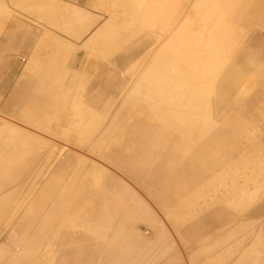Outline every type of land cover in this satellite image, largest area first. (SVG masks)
Segmentation results:
<instances>
[{"label": "rangeland", "instance_id": "1", "mask_svg": "<svg viewBox=\"0 0 264 264\" xmlns=\"http://www.w3.org/2000/svg\"><path fill=\"white\" fill-rule=\"evenodd\" d=\"M2 1L8 2L7 0H0V2ZM77 1L75 3L74 0H18V3H23L22 5L20 4L22 8L19 9L16 8L14 2H9L8 6L0 5V24L3 23L6 16L18 14L13 16V18H16V16L18 17L20 15L25 26L30 29L25 32L23 37L24 40L23 42H20L18 46L22 49H27V47L29 48L32 45V41L34 40L35 27H37L38 33L39 35H42V37L55 35V28L57 26L42 24L39 17L41 13H45L51 17L49 12L52 11V8L54 7H50V5L63 6V8L68 6L77 7L80 6ZM95 2L96 0H90L89 3L87 1V5L82 8L86 11L85 17L87 19L93 18L92 21H94L99 17L102 19L100 20L101 26L105 23L109 24V19H112L110 23L117 21L115 23L116 29L112 35L113 40L106 45V48L104 47L106 51L103 50V45L98 39L91 44L90 41L82 48V53H85L83 57L87 59L85 62L80 61L82 60V58H80L82 54L79 51V48L75 51V54L77 55L75 58H72V56L69 57L68 54H66L64 58H61V55L63 54L57 52V48L54 50L49 49L48 47H51L52 45L47 43H45L46 45H40L39 49L44 51V56L47 58L44 59L43 64H49L48 67H53V65L56 66L55 70H58L61 73V76L59 77L61 82L63 79H70V73L75 69L74 64L80 65L81 63L87 64V62H90V70L95 72V74L90 76V83L87 86L84 95H82L83 97H87L88 92L92 89V85L98 82L104 70L106 71L107 81L111 79L112 83H117V85L115 84L114 87L107 88V99L105 102L98 101L94 98L85 101L90 104L102 105L101 107H96V113L94 111L95 107H88L84 102L77 103L67 100L68 95L77 92L74 87L67 88L65 86L66 91L64 89H59L58 92L53 89V92L49 94L50 96L43 95L41 99L34 100L33 102L35 108L48 106L53 109L50 111L45 110V112L43 110V112L46 113L45 115L37 116L35 118L36 120H31L29 124H25L15 117L21 118V114L26 108H28V104L32 103L28 102L26 98L34 94L37 89H40L39 84L36 86L38 83L37 81L41 82L42 78H44L51 82L49 73L46 71L49 70V68L41 69V64L38 65V63H40V58L37 57V62L34 67L36 68L35 72L38 73V77L37 81L35 79L33 84L37 83L34 86L32 84V86L28 87V95L26 97L22 94L24 101L23 99L19 101L20 93H18L15 103H11V88L20 83L17 81L13 84V80L17 78L20 69L24 67L26 59L16 57L17 63L14 66V69L11 70V80H9L13 85L8 88L6 87L7 91H4L2 84L4 80H6L3 79V75H5L4 72L8 67L7 63L1 61L0 85L1 91H4L5 96L3 98L0 97V142L2 143L4 141V143L0 145V178L5 179L11 172L22 171L24 169V164L27 165V162L31 161L30 159H33V161L35 160L32 156L33 154H25L24 150L28 145L27 142L29 138H31L32 135H36L37 137H33L35 140L52 141L54 145L53 152H55L54 155H56L57 158L56 163L50 167L45 178L49 175L52 176L54 173L63 174V177L65 175V181L68 182L65 191H67L68 194H74L75 196H87L89 200L87 201V198H84V202L88 204L89 202L96 203L97 201H100L95 197L96 193L104 192L108 194L109 197L113 196L114 201L112 200L110 204L106 201H100V203L106 205L108 203L107 206L111 209L110 212H114L111 213L113 217H122L126 220H133L134 222L132 221V224L135 226V229L137 231L142 230V232H138L141 236L145 234L147 237L148 235L150 236L145 255L143 257L142 255L139 256L142 262L145 261L143 264H240L237 262V258H239L240 255L244 257L243 264H264V185L261 188H258L262 185L259 183V179L261 175L264 176V165L262 164L264 163V118L262 119L260 115V112H264V107H259L258 105H253L251 107L250 105H245V102L244 104L242 102L243 100L248 99V97H252L256 94L260 89L259 80H264V78H261L262 75H258V73L253 71L243 75L240 81V86L231 94V99L237 100L238 96H241L242 94L245 95V98L241 96V100H237L238 102L233 106H224L219 109L216 114L214 113L215 120L219 125L221 127H226L224 120L221 117V113L224 108L227 107L230 116L239 123V126L245 128L246 135L241 137L237 135V139H235L236 146L233 145V148L231 146L228 149L230 153L229 156L221 154L225 156L217 164L213 165L211 163V156L217 155L216 152L214 155L211 152V155L209 153L206 154L209 157L207 161L209 165L206 164L205 168L202 170L198 169V173H202V177L210 174L208 179L184 190L181 189V185L176 182L170 184L165 183V177H168L173 172L174 168L172 167V164H176L175 161L165 158L163 155L152 158L151 156L140 154L132 157L129 156V153L125 152L124 155L120 156L121 153L112 149L115 146L113 141L122 143L127 132H134L138 129V121L143 118V124L146 128H152L154 126L163 136L171 135L174 139H177V141L189 146L192 144L191 140H189L192 137L188 136L184 131L185 129L183 126H186L184 125L185 122H182V119H177L175 116L192 115L194 117L197 116L198 118H205L207 113H209L206 110L208 105L203 103V105L197 107L177 106L173 94L170 95L165 91L148 92L147 94H143L138 90L136 91L134 88L136 83H138L140 69L148 66V63L146 62L148 61L147 58L150 54L156 53L159 49L163 48L161 43L163 38H158L163 31L149 32L147 31L148 27H145V33L140 35L139 39H135L133 42H140V47L143 48L144 45H148L152 40L158 38V41H156V43L158 42V45L154 48L151 46L145 56H135V60L132 64L136 66L133 68H117L109 61L108 54L116 48H123L124 45H122L123 42L121 39L126 35L130 25L123 23V19L119 13L120 10L117 9L112 8L110 11L112 12V15L105 11H97V9L94 14L93 9H95ZM237 2L238 0H225V12H222L224 14L223 16L228 17L227 15H229V17H231V15H238V11L243 5L240 3L238 4ZM24 7L33 11L31 18L24 17L20 12L22 9H25ZM234 8L235 13L233 12ZM56 13L57 19H61L62 14L60 12ZM105 15L108 17L105 18ZM87 19L86 21L88 23L85 22L86 27L82 32L84 33L85 39L92 40L96 29L95 27H91V22ZM147 19L149 20V23H151V12L146 17V20ZM237 19L240 18L237 16ZM57 22H59L60 25L65 24L64 21L61 20ZM70 23L76 24L74 22ZM79 23L80 26L84 22L81 20ZM231 26L233 28L236 27V29L234 28V31H237V33L234 32L235 38L233 37L234 40L232 41L235 54L228 53L226 54L227 56L225 55L223 68L218 75V79L222 76L221 73L224 72V69H226V67L233 61L235 55L243 49L244 45L246 50L249 49L251 53L260 55L257 58L258 61L256 63L253 62L256 66L264 64V29L257 27V25H251L250 28H247L244 27L241 22L236 25L232 24ZM164 32H168V30ZM255 32L259 34L258 37L253 36V33ZM65 34L57 35L56 37L60 36L61 38H64ZM229 43H231V41H229ZM260 43H262L263 47ZM96 49H100L101 52L97 54ZM86 55H89L90 57L87 58ZM142 55H144V53ZM128 61L129 60L124 59L123 62L126 63ZM99 63L101 66L98 65ZM96 67H99L97 71H95ZM29 77L31 76H28V78ZM57 83L58 82L55 81L54 85L56 86ZM243 85H245V88ZM1 94L2 92H0V95ZM48 96L51 97V100H48ZM56 97H58L59 100H54ZM8 100L10 101L9 104H7ZM3 105H6L8 109L7 111L3 110ZM243 107L245 114L243 113ZM246 108H250L248 109L249 113ZM99 110H102L104 113V116L101 119L100 117H97V115H100ZM78 112L82 113V116H78ZM84 113H86L87 116L84 117ZM138 114L142 115L141 119L137 117ZM5 122H7L6 124L15 125L27 133L18 132V134H15L18 137L17 140H20V145L18 146L17 144V148L11 142L16 148V150L14 148L12 153H8L9 149H7V146H12V144L9 143V141H6L7 136L9 137L10 135L6 133L8 132L6 128L1 125ZM207 129L210 130L211 127H208ZM225 129L228 130V128ZM2 132H5L6 134H3ZM3 137L6 139L4 140ZM208 141L212 144V135L209 136ZM23 144L24 148L22 147ZM4 145L6 146V150H3L5 149ZM167 153L171 156V153ZM20 154L21 156H19ZM161 154L162 152L159 155ZM23 155H25V157ZM230 156L233 164L230 168L234 169L235 172H238L234 175L236 180L231 185L232 188H229L230 186L228 187L229 179L226 175L219 177V175L214 172V170L221 168V163ZM80 158H84L87 161L85 165H79L82 169L75 165ZM61 162H64L63 167L57 165ZM3 163H7V165H4ZM91 163L96 164L99 167H105L107 171L111 172L116 178L112 181L109 180L112 184L107 185L99 173L88 175L89 171L87 170H90L89 165ZM160 164L162 166L159 168L157 165ZM212 174H216L217 176L214 179H211ZM113 183L116 185L123 183L124 186H127L134 191L137 190L136 192H138L140 198L138 201L139 203H135V201L131 199V196V198L129 196L121 197L120 193L113 191V186H115ZM107 188L110 189L108 190ZM7 189H9V187L4 186L3 184L0 185V217L5 222L3 225H0V231L2 230L0 234L9 226L8 218L18 217L21 214V211L23 212L29 207V205H26V201L19 197L13 202L5 199L8 197L7 195L11 194V192L16 193L19 191L17 186L10 188L9 190ZM229 191L230 194H228ZM139 193H141V195ZM155 194L156 196H154ZM230 199H234L235 201ZM139 206H142V208ZM221 206L233 213L234 216L230 223L227 225L220 224L219 226L209 227L206 228L207 230L204 227L198 234L190 232L189 235H186L183 233L185 228H188L197 220H202L205 217H208L209 214L213 213L214 210ZM226 216L228 217V215ZM146 217H150L151 219ZM54 219L55 221L51 224L52 227L49 232H52L50 234H54L55 238L62 240V231L57 229L60 219H56V217H54ZM149 220L156 224L151 223ZM6 224H8V226L5 227ZM151 226L155 228L154 231ZM144 227L148 228L145 230ZM68 229L75 233H78L79 231L78 228H71V226H68ZM10 231L11 229L8 230V232ZM143 232L144 234L142 235L141 233ZM11 234L15 235V232L13 231ZM114 234L116 233L113 229L108 228L101 243L111 239V236ZM152 234H154L153 237H151ZM7 235H4L3 237H7ZM145 236L143 237L145 238ZM165 244L170 245L166 248ZM101 255L102 252L100 253V256ZM151 255H154V258ZM100 256L98 255V257ZM257 256L260 257L259 260L251 261L253 258L256 259Z\"/></svg>", "mask_w": 264, "mask_h": 264}, {"label": "bare ground", "instance_id": "2", "mask_svg": "<svg viewBox=\"0 0 264 264\" xmlns=\"http://www.w3.org/2000/svg\"><path fill=\"white\" fill-rule=\"evenodd\" d=\"M7 1L8 2H0V5L8 6L9 2H14L17 9L22 8L21 5L23 3H18V0ZM76 1L77 0H74L75 3ZM159 1L96 0L94 5L95 9L93 10L94 14L97 9V11L108 12L110 15H112V12H110L112 8L120 10L119 13L123 19V23L130 25L126 35L121 39L123 42L122 45H124L123 48H116L108 54L109 61L117 68H133L136 66L132 64L135 60L134 57L145 56L151 46L154 48L158 45V42L156 43L158 38H163V41H161L163 48L159 49L156 53L150 54L146 62L148 66L140 69L138 83H136L134 88L136 91H141L143 94L165 91L170 95L173 94L177 106L197 107L203 105V103L208 105L206 110L209 113H207L205 118H198L192 115L175 116L177 119L180 118L182 122H185L184 125L186 126H183L185 129L184 131L188 136L192 137L189 139L192 142L189 146L177 141V139H174L171 135L163 136L154 126L152 128H146L143 124L141 114L137 115V117L140 119L142 118V120L138 121V129L136 131L127 132L122 143L113 141L115 146L112 149L121 153L120 156L124 155L125 152L129 153V156L132 157L140 154L151 156L152 158L163 155L165 158L175 161L176 164H172L173 166L171 165L174 168L173 172L168 177H165L164 182L168 184L176 182L181 185V189L184 190L208 179L210 176L209 174L208 176L202 177V173H198L200 169L202 170L205 168L206 164H208L207 161L209 157L206 155L207 153L210 154L211 152L213 155L215 152L217 153V155L211 156V163L213 165L217 164L225 156L221 154L229 156L230 153L228 149L231 146L233 148V145L236 146V136L239 135L241 137L246 135L245 128L239 126V123L230 116L227 107L224 108L221 113L226 127H221L219 125L215 120L214 113L216 114L217 111L224 106H233L241 100V96L245 98V95L242 94L238 96V101L236 99H231V94L240 86L243 75L253 71L258 73V75H262L261 78H264V64L256 66L253 63L258 61L257 58L260 55L251 53L249 49L246 50L244 45L243 49L235 55L233 61L224 69V72L221 73L222 76L219 79L218 75L222 71L225 55L234 53L232 41L234 40V28L236 29V27L233 28L231 25H236L241 22V24L247 28H250L251 25H257V27L264 29V0H238L237 3L243 6L239 9L238 15H231V17H229V15H227L228 17L223 16L224 14L222 12H225V0ZM77 3L84 5L85 2L81 3V1L78 0ZM50 7H54L52 8L53 10L49 12L51 17L45 13H41L39 16L44 25L50 24L58 27L60 23L57 21L59 20L64 21V23L74 22L76 24H80L79 22L81 20L86 22L87 18L85 14H83V11L77 9L75 6L63 8V6L50 5ZM20 12L26 18H31L33 15L31 9L25 8ZM56 12L62 14L61 19H57ZM150 12L152 16L151 23H149L148 19L146 20ZM233 12L235 13V8ZM237 16L240 19H237ZM104 17L107 18L108 16L105 15ZM87 20H90L91 27H95L96 29L91 41L100 40V43L103 45V50L106 51V45L113 40L112 35L116 29L115 23L117 21L110 23L112 19H109V24L104 22L106 25L104 24L101 26L100 20L102 19L99 17L94 21H92L93 18ZM145 27H148L147 31L149 32L163 31V33L159 35L156 40H152L148 45H144L143 48H141L140 42L134 43L133 41L135 39L138 40L140 35L145 33ZM167 30L168 32H164ZM81 32V30L73 31V33H66L64 36L69 39L74 38L73 35H75L76 39H78L81 44H85L87 41L82 39L83 35ZM235 33H237V31ZM253 34L254 37L259 36L256 32ZM63 41L67 42L69 40L65 39ZM229 41H231V43H229ZM260 45L262 46V43H260ZM100 52V49H96L97 54ZM143 53L144 55H142ZM86 57L89 58L90 56L86 55ZM124 59L129 61L124 63ZM98 68L99 67H96V70ZM70 75L72 76L73 74L70 73ZM262 80L263 79L259 80L260 89L254 96L243 100V104L245 102V105H250L251 107L253 105L264 107V80L263 82ZM38 84L40 83H37L36 86H38ZM115 84L117 85V83ZM115 84L112 83L111 79L108 81L106 80V88L114 87ZM88 85L89 83L86 82V87ZM27 86H29V84ZM93 86L97 87L98 82L96 84L94 83ZM244 86L245 85H243V87ZM53 89H55L56 92H58L59 89L61 90V88L54 86L48 89L47 86L40 84V89L35 91L33 100L30 101L32 105H28L35 108L33 105L34 100L41 99L44 94L46 96L49 95L53 92ZM244 107L243 113L245 114ZM34 108L33 111L38 113V116H41L45 110L50 111L53 109L48 106ZM248 109L250 108H246L247 112ZM45 114L46 113L43 115ZM260 115L263 119L264 112H260ZM6 123L7 122L1 125L6 128L8 131L6 133L10 136H7V139L4 138V136L3 139H6L9 143L12 142L16 147L17 144L19 146L20 140H17L18 137L15 134H18V132L23 133L24 131L15 125ZM208 127H211L212 131L211 129L208 130ZM225 128H228V130ZM210 135L213 137L212 144L208 141ZM33 137L37 136L32 135L31 138H29L24 153H28V155L29 153L33 154L32 156L35 160L33 161V159H30L31 161L27 162V165L24 164V169L22 171L11 172L5 179L0 178V185L3 184L9 187V189L17 186L19 189L16 193H8L10 195H7L8 197L5 199L13 202L19 197L26 201V205H29V207L26 208V210H28L21 211L18 217L8 218L9 226L6 224L5 227H8L0 234V263L143 264L145 261L142 262L139 256L142 255L143 257L145 255L150 236L148 235L147 237L145 236L146 234L143 235L144 232L141 234L145 236V238L141 236L138 232H142V230L137 231L135 229V226L132 224L133 220L113 217L111 213L114 212H110L111 209L107 206L112 200L114 201L113 196L109 197L108 194L104 192L96 193L95 197L100 201L108 202L107 205L101 204L100 201L96 203L89 202L88 204L84 202V198H87V201L89 200L87 196H75L65 191V188L68 186V182L65 181V175L63 177V174L54 173L52 176L49 175L45 178L50 167L56 163L57 158L56 155H54L55 152H53L54 145L51 140H35ZM2 143H4V141ZM2 143L0 142V145ZM13 144L12 146H7V149H9L8 153L13 152L15 148ZM22 147L24 148V144ZM3 150H6V146ZM161 152L162 154L159 155ZM167 152L171 153V156H169ZM19 156H21V154ZM23 156L25 157V155ZM64 162L57 165L63 167ZM86 162L84 158H80L75 165L79 167V165H85ZM3 164L7 165V163ZM262 164L264 165V163ZM157 166L160 168L162 165L160 164ZM89 169L90 170H87L89 171L88 175L99 173L107 185L112 184L110 181L116 179L105 167H99L91 163ZM216 176V174H212L211 179H214ZM259 183L262 185L258 188H261L264 185L263 175H261ZM114 185L113 191L120 193L121 197L131 196L132 198H130L134 200L135 203L139 201L140 198L138 192H136L137 190L134 191L124 186L123 183ZM107 189L109 190L110 188ZM139 194L141 195V193ZM228 194H230V191ZM154 196H156V194ZM139 207L142 208V206ZM226 215H228V217ZM233 216L232 212L221 206L214 210L213 213L209 214V218L205 217L202 220H197L188 228H185L183 233L186 235H189L190 232L198 234L204 227L206 229L219 226L220 224L227 225L230 223ZM54 217L60 219L57 229L62 231V240L55 238L54 234L51 235L50 233L52 232H49L52 227L51 224L55 221ZM140 220L142 219L140 218ZM3 223L5 222L0 217V225H3ZM68 226H71V228H78V233L70 231ZM108 228H112L116 234L112 235L111 239L101 243ZM147 228L148 227H146L145 230ZM151 228L153 227L151 226ZM9 229H11L10 232H8ZM154 229L155 228H153V231ZM13 231L15 235L11 234ZM4 235H7V237H3ZM153 236L154 234L151 235V237ZM169 245H166V248H168L167 246ZM101 252L102 255L100 256ZM151 252L153 251L151 250ZM98 255L100 257H98ZM152 257L154 258V255ZM259 258L260 257L257 256L256 259L253 258L251 261H257ZM237 262L243 264L244 257L240 255V257L237 258Z\"/></svg>", "mask_w": 264, "mask_h": 264}, {"label": "crops", "instance_id": "3", "mask_svg": "<svg viewBox=\"0 0 264 264\" xmlns=\"http://www.w3.org/2000/svg\"><path fill=\"white\" fill-rule=\"evenodd\" d=\"M80 1H81V3L85 2L86 4L84 3V5L77 6L76 8H78L79 10H82L83 14H85V9H82V8H84L87 5L88 0H80ZM89 2H90V0L88 1V3ZM14 15H18V14H14ZM13 16H6L3 23L0 24V62L2 61L4 63H7V67H8L6 69V71L4 72L5 75H3V79H6V80H4V82L2 84L4 91H7V88L11 87L15 82H17V81L20 82L11 88V94H12L10 97L11 103H15V100L17 99L18 93H20L19 101L21 99H23V101H24L23 95L25 97L28 95L27 87L32 86L35 79L37 81L38 73L35 72L36 68L34 66L36 65L37 57H39L40 63H38V65L41 64V69H48L49 68V70H46V71H48V73H49V76L51 78V82L48 79L42 78L41 82L37 81L38 83L40 82V84L47 86L48 89H50L51 86H54V87H59L61 89H64L65 91H66L65 86L67 88L68 87H74L77 90V92L68 95L67 100H71L72 102H77V103L84 102L85 105L88 107H92V108L95 107L94 111L96 113V107H101L102 105L101 104H98V105L97 104H90V103H86L85 101H89L92 98H94L98 101H104V102L106 101V99H107L106 71L104 70L101 77L99 78L98 86L96 87V86L92 85V89L90 92H88L87 97H83L82 95H84L85 90L87 88L86 82L90 83V78H91L90 76L95 74V72H92V70H90V62H87V64L81 63L80 65L74 64L75 69H73L71 71V73L73 75L72 76L70 75L69 80L63 79V81L61 82L60 78H59L61 76V73L58 70L57 71L55 70L56 66L53 65V67H48L49 64H43L44 59H47V58H46V56H44L45 55L43 53L44 51H41L39 49L40 45H46L45 43H47V44L52 45L51 47H48L49 49L54 50L57 48V52H61V54H63V55H61L62 56L61 58H64L66 54H68L69 57L72 56V58H75V56L77 57V55L75 54V51L77 50V48H79V51L82 54V56L80 57V58H82V60H80V61H82V62L87 61V59L85 57H83V55H85V53H82V48L85 47L91 41V39H85L83 32H81L83 35L82 39L87 41L85 44H81V42H79L78 39H76L75 35H73L74 38H69V39H68V37H64L67 40H69L67 42L63 41V40H65L64 38L61 39L60 36L59 37H56V36L65 34V32L67 34H70L71 32L73 33V31H78V30L82 31L85 29L86 23H88V22L86 21V23L84 22L80 26H79V24H72V23L65 22V24L59 25L58 27L55 28V30H56L54 33L55 35H51V36L48 35V36H44V37H42V35H39L38 29H37V27H35L34 28L35 37H34V40L32 41V45L29 48L27 47V49H22L18 45L20 44V42H23L24 34L30 28H27L25 26L23 19L20 15L18 16L19 18L17 16H16V18H13ZM31 29H33V28H31ZM91 43H92V41L90 42V44ZM16 57H20L21 59H26V63L24 64V67L20 69V71H19L20 73L18 74V76L16 75L18 79L15 78L13 80V84H12L11 82H9V80H11L10 79L11 73H12L11 70L14 69V66L17 63ZM96 61H98V60H96ZM46 63H49V62H46ZM98 65L101 66L100 63ZM95 71H97V70L95 69ZM14 75H15V73H14ZM28 76H31V77L28 78ZM55 81L58 82L56 86L54 85ZM28 84H29V86H27ZM35 84H33V86ZM4 91H1V85H0V92H2V94H1L2 96L0 95V97H2V98L5 96ZM56 98L54 100H59L58 97H56ZM26 99L28 102L32 101L33 100V94L31 96H28ZM48 100H51V97H48ZM63 100H65V99H63ZM10 101L8 100L7 104H9ZM94 103H96V102H94ZM33 108L34 107H30L28 105V108H26L25 111L21 114V118H19V117H15V118L21 120L25 124H29V122L31 120H34L39 115L38 113L33 111ZM3 110L4 111L8 110L6 105H3ZM99 113H100V115H97V117H100V119L103 118V116H104L103 111L99 110ZM78 116H82V113L78 112ZM83 116L85 117V116H87V114L84 113ZM231 161H232V158L230 156L228 159H226L225 161H223L221 163L222 169L219 168V169L214 170V172L216 174H218L219 177L225 176V175L227 176V178L229 179V185H228V187L230 186L229 188H232L231 185L236 180L234 178V175H235V173H238V172H235L234 169L230 168V166L233 165ZM229 188H227V189H229Z\"/></svg>", "mask_w": 264, "mask_h": 264}]
</instances>
